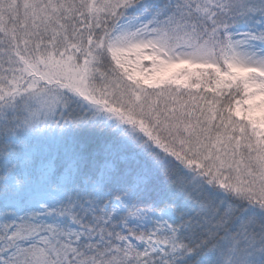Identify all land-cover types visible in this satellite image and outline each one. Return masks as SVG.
I'll return each instance as SVG.
<instances>
[{"label": "snow or ice", "instance_id": "6c2138e0", "mask_svg": "<svg viewBox=\"0 0 264 264\" xmlns=\"http://www.w3.org/2000/svg\"><path fill=\"white\" fill-rule=\"evenodd\" d=\"M0 264H264V0H0Z\"/></svg>", "mask_w": 264, "mask_h": 264}, {"label": "rangeland", "instance_id": "374dc122", "mask_svg": "<svg viewBox=\"0 0 264 264\" xmlns=\"http://www.w3.org/2000/svg\"><path fill=\"white\" fill-rule=\"evenodd\" d=\"M147 63V62H146Z\"/></svg>", "mask_w": 264, "mask_h": 264}]
</instances>
